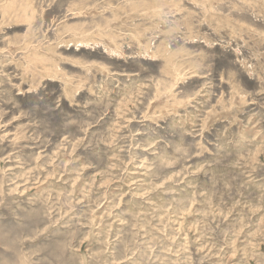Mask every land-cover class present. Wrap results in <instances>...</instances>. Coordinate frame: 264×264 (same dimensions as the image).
<instances>
[{"label": "rangeland", "instance_id": "rangeland-1", "mask_svg": "<svg viewBox=\"0 0 264 264\" xmlns=\"http://www.w3.org/2000/svg\"><path fill=\"white\" fill-rule=\"evenodd\" d=\"M0 264H264V0H0Z\"/></svg>", "mask_w": 264, "mask_h": 264}]
</instances>
